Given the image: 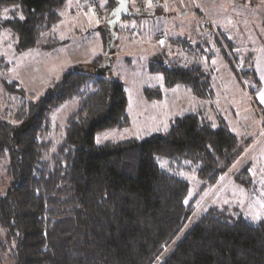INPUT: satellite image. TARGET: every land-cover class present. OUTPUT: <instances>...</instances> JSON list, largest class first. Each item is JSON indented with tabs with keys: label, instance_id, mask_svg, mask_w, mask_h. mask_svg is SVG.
Listing matches in <instances>:
<instances>
[{
	"label": "trees",
	"instance_id": "1",
	"mask_svg": "<svg viewBox=\"0 0 264 264\" xmlns=\"http://www.w3.org/2000/svg\"><path fill=\"white\" fill-rule=\"evenodd\" d=\"M66 1L0 0V31L16 38L18 51L53 50L61 40L52 27ZM114 6L108 0L104 8ZM98 31L106 55L64 72L37 98H24L9 111L15 122L0 119V157L10 178L0 195V253L12 264H153L171 244L159 264H264V218L246 220L229 206L209 207L173 241L194 210L181 173H195L206 188L244 149L227 126L187 112L164 132L95 142L98 132L130 122L123 82L97 71L115 42L105 23ZM148 68L164 74L166 87L206 94L200 68L169 66L161 53ZM5 85L23 93L14 82ZM143 92L148 99L161 95L156 88ZM71 100L76 106L64 125L53 122L49 112ZM243 174L246 166L236 179Z\"/></svg>",
	"mask_w": 264,
	"mask_h": 264
},
{
	"label": "rangeland",
	"instance_id": "2",
	"mask_svg": "<svg viewBox=\"0 0 264 264\" xmlns=\"http://www.w3.org/2000/svg\"><path fill=\"white\" fill-rule=\"evenodd\" d=\"M86 1H66L61 19L52 27V34L61 40L53 50L32 47L18 51L16 38L7 30L0 31V119L15 122L13 113L9 112L11 108L18 107L24 98H37L64 72L75 68V64L99 53L96 29L108 15L104 8L108 0H95V8ZM151 8L155 11L151 17L149 13L131 14L117 24V30L123 27L121 32L128 35L130 24L139 26V33H132L137 35L130 41L118 31L110 67L103 73L123 82L130 122L122 128L98 132L95 142L144 138L164 132L177 116L187 112L197 113L214 127L224 124L245 142L244 149L218 180L206 188L201 189L202 181L195 173H181L189 182L186 200L194 202V210L173 241L180 239L190 224L211 206L232 207L252 222L263 219L264 0H163L159 6ZM129 9L132 13L138 12L134 0H129ZM180 25L193 30L197 40L208 38L212 50L216 49L217 61L212 59L214 56L211 61L201 57L197 64L189 65L190 59L186 61L182 51V58L171 51L176 43L185 42L178 37L183 34L182 28L178 29ZM194 32L189 33L190 38ZM146 42L147 46L152 42L160 48L163 61L169 66L176 63L200 68L204 73L205 96L199 97L178 85L166 87L161 71L146 70L149 49L142 44ZM11 82L21 87L23 93L7 90L5 84ZM145 88L160 90V97L148 99L143 92ZM75 106L74 100L58 104L49 112L52 121L64 125ZM157 161L164 165L166 158L159 155ZM6 163V157H0V195H4L10 185L5 173ZM245 166L248 174H243L239 181L236 175ZM0 234L1 239V230ZM170 245L153 264L160 263ZM0 264L12 263L0 253Z\"/></svg>",
	"mask_w": 264,
	"mask_h": 264
},
{
	"label": "crops",
	"instance_id": "3",
	"mask_svg": "<svg viewBox=\"0 0 264 264\" xmlns=\"http://www.w3.org/2000/svg\"><path fill=\"white\" fill-rule=\"evenodd\" d=\"M149 9V8H148ZM144 10L143 12H139L138 11V13L139 14H143V15H145V13H149V15H150V17L151 16H153V14H155V11H154V9L153 8H151V9H149V10ZM179 23H181V22H179ZM101 26V25H100ZM186 27H188L187 25H185L184 26V28H183V25H180V27H178V29L180 28H182V30H183V34H178V37L180 38V40H183V41H185L184 43H176L173 47H172V49H171V51H175V52H177L179 55V57L180 58H182V55H181V51L185 54V58H186V61L187 60H189L190 59V62L188 63L189 65L190 64H197V59H199V58H201V57H203V58H205V59H209L210 61H211V56H214V58H212L214 61H217V57L215 56V51H216V49H215V51H213L212 49H214V48H212L213 46H212V44L211 43H209L208 42V38H205V36L202 38V37H200V40H197L196 38H197V35H195V32L192 30V31H190L189 29H186ZM99 28V27H98ZM123 27H120L119 28V32L122 34V35H124L125 37H126V41L127 40H131L132 38L134 39V38H136V35H132V33H139V26L138 25H134V24H130V29H131V32H130V35H128L127 34V32L126 33H122L121 32V29H122ZM218 28V27H217ZM91 29V28H90ZM94 29V28H93ZM93 29H91V30H93ZM96 31H97V34H98V36H99V41L97 42V44L99 45V49L97 50L99 53H97V55H100V54H102V55H106V52H105V49H104V44H103V41H102V39H101V37H100V33H99V31H98V29H96ZM194 32V36H192L191 38H190V34L189 33H193ZM169 35H171V36H173L174 34H170V32H169ZM199 37V36H198ZM194 40H196V41H198V42H196V41H194ZM193 41V42H192ZM145 47H148V49H149V51H148V54H147V63H146V70H148V64H149V61L151 60V58L152 57H154L155 55H157V54H159V53H161L160 52V48H158V47H156L152 42L150 43L151 45L150 46H147V42L146 43H142ZM208 46L209 47H211V49L209 50V48H208ZM195 48V50H197L195 53L192 51L193 49ZM162 49V48H161ZM204 49H206V51L204 50ZM185 50V51H184ZM209 50V51H208ZM169 51V50H168ZM183 54V55H184ZM205 56H208L207 58L205 57ZM92 59V57H89L86 61H84V62H80V63H77V64H75V66H77V65H79V64H82V63H86V62H89V60H91ZM181 60V59H180ZM188 65V66H189ZM71 69V68H70ZM179 86V85H178Z\"/></svg>",
	"mask_w": 264,
	"mask_h": 264
},
{
	"label": "water",
	"instance_id": "4",
	"mask_svg": "<svg viewBox=\"0 0 264 264\" xmlns=\"http://www.w3.org/2000/svg\"><path fill=\"white\" fill-rule=\"evenodd\" d=\"M115 2V6L110 10L104 23L108 26L109 31L112 33V38L110 42H114L117 38V32L114 31V27L125 17H129L131 14L139 15L138 12L132 13L129 9V0H113ZM109 60L105 62L103 65L97 67V71L100 73H104L110 67V60L112 59V53L109 55Z\"/></svg>",
	"mask_w": 264,
	"mask_h": 264
},
{
	"label": "built area",
	"instance_id": "5",
	"mask_svg": "<svg viewBox=\"0 0 264 264\" xmlns=\"http://www.w3.org/2000/svg\"><path fill=\"white\" fill-rule=\"evenodd\" d=\"M163 0H134L136 4V8L139 12H142L150 7H156L159 6L162 3ZM87 3H90L93 8H95V0H88ZM93 11H95L93 9Z\"/></svg>",
	"mask_w": 264,
	"mask_h": 264
},
{
	"label": "snow or ice",
	"instance_id": "6",
	"mask_svg": "<svg viewBox=\"0 0 264 264\" xmlns=\"http://www.w3.org/2000/svg\"><path fill=\"white\" fill-rule=\"evenodd\" d=\"M22 18V17H21ZM262 99H264V97H262Z\"/></svg>",
	"mask_w": 264,
	"mask_h": 264
}]
</instances>
